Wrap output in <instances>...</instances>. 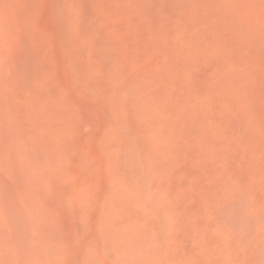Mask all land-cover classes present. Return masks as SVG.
Masks as SVG:
<instances>
[{"label":"rangeland","instance_id":"1","mask_svg":"<svg viewBox=\"0 0 264 264\" xmlns=\"http://www.w3.org/2000/svg\"><path fill=\"white\" fill-rule=\"evenodd\" d=\"M0 264H264V0H0Z\"/></svg>","mask_w":264,"mask_h":264}]
</instances>
